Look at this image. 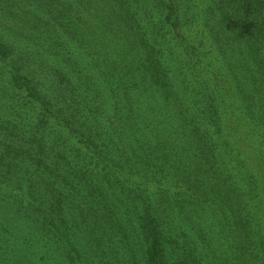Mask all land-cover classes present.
Listing matches in <instances>:
<instances>
[{
  "label": "trees",
  "instance_id": "trees-1",
  "mask_svg": "<svg viewBox=\"0 0 264 264\" xmlns=\"http://www.w3.org/2000/svg\"><path fill=\"white\" fill-rule=\"evenodd\" d=\"M102 1L113 18H100L99 50L76 32L78 0H0V213L29 211L24 243L42 244L44 259L53 248L59 261L90 264L85 250L98 244L110 247V264H264V150L253 138L240 146L258 130L244 121L264 128V0H204L197 22L219 55L186 62L183 86L165 49L183 0ZM122 39L143 57L115 59ZM214 75L231 82L216 87L218 107L241 103L218 129L204 114L211 99L195 98ZM66 107L107 116L103 149ZM161 122L174 134L158 136ZM188 233L177 251L173 234Z\"/></svg>",
  "mask_w": 264,
  "mask_h": 264
},
{
  "label": "rangeland",
  "instance_id": "rangeland-1",
  "mask_svg": "<svg viewBox=\"0 0 264 264\" xmlns=\"http://www.w3.org/2000/svg\"><path fill=\"white\" fill-rule=\"evenodd\" d=\"M136 0H132L133 3H135ZM149 1V0H148ZM182 6H181V22H177L176 24H167L166 31L168 32L169 40L167 42L168 48L165 47V49L170 53L171 55V69L174 71L176 78V83L179 86H183L187 82V78L184 76L183 73H181L182 67L185 65L186 62H190L191 64H196L198 67L200 66V60L196 57L198 56H208L211 52H214L216 56L219 55V53L216 51L215 45L213 44V41L209 35V33L203 32V29L197 22V19L201 20V17L199 15L205 14V10H203L204 0H183ZM102 0H78V15H81V23L82 26L79 25V28H77L78 31L82 33H89L93 37L94 46L98 48L99 50H102V47L99 45V43H102V38L105 35L104 28L100 29V23L103 22L100 18L101 16L107 19L106 16L109 18H113V15H109V8L111 7L109 4L104 5ZM113 3V1H112ZM202 7V8H201ZM76 8V7H75ZM73 13H76L73 12ZM103 30V31H102ZM148 32V30H147ZM153 33L157 34L156 29L153 28ZM93 34H96L95 36ZM161 35V33H160ZM149 36V35H148ZM152 37V36H149ZM206 39H209L207 42L208 45L205 46ZM123 40V39H122ZM118 40L115 42V48L112 51L113 57H116L115 59L119 58V61L122 62L121 58H124V60L129 61V64H132L133 61L140 55V57H143L144 49H137L138 55L132 59V53L127 46L126 42L123 40ZM100 41V42H99ZM162 39H158V43L161 42ZM188 41V43H187ZM99 45V46H98ZM223 59V58H222ZM224 62H220L218 64L219 71L222 74H225V65H223ZM126 65V64H125ZM231 84V82L226 78L224 79L221 75H214L211 76L208 81V86H204L202 89H198L195 92V98H209L211 99V102L213 104L212 109H205V115H207V121L208 126L210 129H218L217 125L221 122V117L226 119L228 115L232 114V116H238L239 112L236 111L235 108L241 107L240 98L234 99L225 106V108L220 105L218 107V102L215 101L213 98L214 93L216 92V87H222L225 88V90L228 89L229 85L227 82ZM228 85V87H226ZM190 94L192 93L189 92ZM96 99L95 96H92ZM229 99V98H226ZM228 101V100H226ZM97 103H88L86 104V109H90L92 106H94ZM164 105H169L170 101L165 100ZM240 109V108H239ZM150 112L152 111V106L148 109ZM70 111L74 114V116L77 118L76 127L78 124L84 125L86 129H78L76 130L79 133H85L88 132L90 134L88 136V140L92 142V145L96 146L97 148L103 149V144L100 138V133L105 129L106 125V118L107 116L100 115V121L98 120V115L96 113H92L91 116H89V113L85 114V117L81 118L79 117L74 110H71V107H66L64 113L67 115L70 113ZM123 115L126 117L127 112H124ZM133 115L128 116L127 118H131ZM246 122V126L249 129H258L256 132L252 131L250 136L246 137L245 134H243L241 137L243 138L240 142V146L242 148L246 147V141L253 138L258 144H259V150L258 152L264 150V144L262 143L261 139L258 138V136L264 137V128L259 127L256 125H249L248 121ZM244 122H239L236 120L234 122L235 125L242 127V129H246V126H242ZM237 126H234L232 129H241ZM91 127V129H88ZM112 129V128H111ZM167 126H164L163 122L160 123L159 126H154L153 130L154 132L160 136H164L165 133H170L171 135L174 134L173 128L171 127L170 130ZM222 129V128H221ZM188 133L180 134V138H186ZM90 141L88 145H90ZM87 145V146H88ZM84 147V146H83ZM264 154V153H261ZM238 163V162H235ZM235 167H237V164H235ZM258 169L260 172L264 171V166H259ZM134 178H132L133 180ZM264 195V194H263ZM22 213L19 215H16L19 213V211L13 212L12 209H8V211H2L0 213V243L1 245H5L7 250L4 249L0 252V264H70L68 260L66 261H59V255L58 253L53 249H49V253H46V259L42 258V244H30V246L27 245V243H24V236H28L30 234L29 225L28 222L31 218V214L29 211L23 209L21 211ZM10 217L11 219L14 218V220H8L7 217ZM226 222H223V227L226 226ZM233 227V226H232ZM183 231H186L189 229L187 227H182ZM226 237L222 235L221 239L219 240L217 244V250L218 252H221V250H224L229 246V241H227V235H231L227 229V227L222 230ZM191 232V231H190ZM236 235V234H235ZM174 238L178 241L179 248L177 251L181 248H184L187 246V240L189 239V233L185 240H181L178 238L177 235L173 234ZM195 238V234H194ZM110 247H103L102 245H96L94 247L93 252L90 250H85L87 252V255H89L90 264H110L112 260L113 254L108 253V249ZM103 249V250H102ZM172 250L171 248H169ZM25 250V253L23 252ZM102 250V251H101ZM43 252H45V249H42ZM81 251L79 252L80 256ZM225 260L222 262H219V264H224Z\"/></svg>",
  "mask_w": 264,
  "mask_h": 264
}]
</instances>
